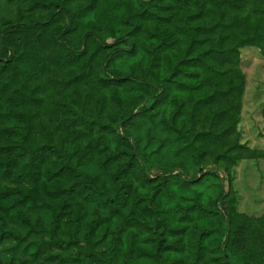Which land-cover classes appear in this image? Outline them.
I'll return each mask as SVG.
<instances>
[{
    "label": "trees",
    "instance_id": "1",
    "mask_svg": "<svg viewBox=\"0 0 264 264\" xmlns=\"http://www.w3.org/2000/svg\"><path fill=\"white\" fill-rule=\"evenodd\" d=\"M93 1L95 11L82 25L65 3L45 19L3 25L2 92L12 87L7 72L16 53L6 34L34 30L57 18H65L66 23L54 28L52 36L67 53L86 54L89 40L97 46L96 51L107 48L96 73L91 65L93 50L76 80L106 84L119 123L126 124L154 106L165 105L163 129L185 144L175 128L182 98L192 101L198 97L208 103L219 95L242 91L243 81L234 82L230 67L213 60L239 54L240 41L232 36L235 22L225 23L220 7L222 1L236 0H99L98 5V0ZM255 4L259 9L254 13L264 14V3ZM71 36L82 48L72 47ZM218 77L227 78L229 86L220 88ZM148 98L151 105L142 106ZM76 121L62 115L55 120L58 127L67 124L65 137L81 141L104 165L118 159V168L111 173L113 191L74 166L60 148L43 145L27 155L21 146L2 141L0 132V241L7 237L23 240L25 236L17 227L32 228L29 212L44 207L51 213L54 228L72 226L76 233L84 229L86 234L103 229L109 235L108 252L118 255L117 264H158L164 257L175 260L184 255L189 264H200L208 246L223 264H233L225 254L226 242H222L229 221L217 208L221 199L217 173H206L197 181L173 174L175 169L152 175V155L139 152L127 136L114 133L107 139L100 131L94 141L93 127ZM165 156L176 166L187 158ZM23 182L29 187L23 188ZM97 196L106 198L107 216L87 207ZM148 198L156 199L155 211L145 204ZM131 200L128 210H122L120 206Z\"/></svg>",
    "mask_w": 264,
    "mask_h": 264
},
{
    "label": "rangeland",
    "instance_id": "2",
    "mask_svg": "<svg viewBox=\"0 0 264 264\" xmlns=\"http://www.w3.org/2000/svg\"><path fill=\"white\" fill-rule=\"evenodd\" d=\"M258 1L264 3L221 2L225 23L235 22L232 36L240 41V47L237 55L213 60L228 65L234 82L243 81V88L240 93L219 95L208 103L198 97L192 101L182 98L175 128L185 144L163 129L165 105L154 106L126 124L119 123L109 87L99 80L95 85L76 80L93 50L94 74L108 50L96 51L97 46L89 40L86 54L67 53L52 36L54 28L66 23L65 18L34 30H12L6 37L16 53L7 72L12 87L4 92L0 88L1 140L21 146L27 155L43 145L58 147L74 166L110 191L115 186L111 173L118 168V159L104 165L81 141L65 137L69 128L66 123L57 126L58 116L93 127L94 141L100 131L107 139L114 133L127 136L139 152L152 155V175L175 169L173 174L197 181L206 173H217L221 178L215 184H220L217 208L229 221L222 238L226 256L233 264H264V14L254 13L259 9L255 4ZM61 3L67 4L81 25L95 11L93 0H0V28L9 22L45 19ZM70 43L75 50L82 48L74 36ZM217 79L220 88L229 86L227 78ZM151 103L148 98L142 106ZM166 154L187 158L176 166L165 158ZM23 163L24 159L20 166ZM21 186L26 189L29 184L23 182ZM105 199L95 197L87 205L90 212L99 210L107 216L110 210L104 206ZM131 203L132 200L127 201L120 207L126 211ZM145 204L154 211L158 206L154 198H148ZM29 216L32 228L17 227L25 236L23 240L7 237L0 241V264H117L118 255L113 257L108 252L109 235L103 229L86 234L84 229L76 233L72 226L54 228L51 213L44 207L30 211ZM205 251L200 264H223L211 247ZM158 264L189 262L184 255L175 260L164 257Z\"/></svg>",
    "mask_w": 264,
    "mask_h": 264
}]
</instances>
